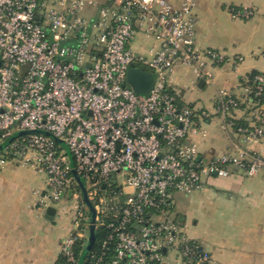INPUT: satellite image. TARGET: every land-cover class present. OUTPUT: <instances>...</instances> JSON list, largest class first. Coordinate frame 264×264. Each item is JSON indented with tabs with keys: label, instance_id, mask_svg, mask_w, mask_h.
<instances>
[{
	"label": "built area",
	"instance_id": "built-area-1",
	"mask_svg": "<svg viewBox=\"0 0 264 264\" xmlns=\"http://www.w3.org/2000/svg\"><path fill=\"white\" fill-rule=\"evenodd\" d=\"M196 6V0L178 7L168 0H0V145L11 140L0 166L46 176V190L33 193L35 206L71 217L65 264H77L76 242L86 240V249L92 223L73 171L86 182L95 232H107L93 264H105L110 243L109 264H210L177 221L176 199L236 171L264 173V156L242 148L205 161L195 136L203 133L198 121L212 115L184 104L172 88L179 67L211 83V66L226 61L222 52L197 47ZM138 34L158 47L136 53ZM132 68L154 76L149 94L127 84ZM256 80L255 90L241 84L247 99L262 94L264 77ZM216 102L224 128L234 131L239 99L221 90ZM263 115L237 133L264 139Z\"/></svg>",
	"mask_w": 264,
	"mask_h": 264
},
{
	"label": "crops",
	"instance_id": "crops-1",
	"mask_svg": "<svg viewBox=\"0 0 264 264\" xmlns=\"http://www.w3.org/2000/svg\"><path fill=\"white\" fill-rule=\"evenodd\" d=\"M178 7L180 0H168ZM196 45L224 53L226 61L211 66L213 80L198 79L189 67H179L171 85L184 104L212 116L198 121L203 133L195 136L201 157L209 162L242 148L264 156V139L249 141L224 128L216 114L217 94L232 92L241 105L233 111L237 121L254 126L264 105L257 107L241 89L251 73L264 74V0H196ZM251 12L249 17L242 16ZM153 38L138 34L132 48L146 54L157 48ZM203 82V83H202ZM261 125L264 127V115ZM46 176L14 163L0 166V264H58L64 240L72 231L69 215L35 206V191L46 190ZM184 197V196H182ZM188 198V197H185ZM190 204L174 211L189 239L211 257L210 264H264V173L248 177L236 171L228 178L211 179L192 196Z\"/></svg>",
	"mask_w": 264,
	"mask_h": 264
},
{
	"label": "trees",
	"instance_id": "trees-1",
	"mask_svg": "<svg viewBox=\"0 0 264 264\" xmlns=\"http://www.w3.org/2000/svg\"><path fill=\"white\" fill-rule=\"evenodd\" d=\"M262 76L264 77V74L259 73V72H253L251 73L245 80L242 81V85L246 86V87H252L253 90H255L257 88V86H259L258 82H257V77ZM248 100H252L253 103L257 104V107L264 105V86H263V91L262 94L258 97L253 96L250 97ZM242 106L240 101H239V105L238 107ZM235 129L234 131L237 132L238 128H243V129H252L249 124L246 121H237L235 120ZM177 221L180 222V218L177 215ZM107 237V232L105 229L103 228H99L97 229V231L95 232V242L94 245L90 251L89 254L85 255V244H86V240H78L76 242L75 245V256L77 258V264H79L80 259L83 257L84 258V262L83 264H93V262L95 261V257L97 255H100L102 252V244L105 241ZM105 252V256H104V263L105 264H109V262L112 260V258L114 257V244L110 243V245H108L106 247ZM203 251L199 248L197 249V253L200 254ZM58 264H65V259L64 257L61 255L59 260H58Z\"/></svg>",
	"mask_w": 264,
	"mask_h": 264
},
{
	"label": "water",
	"instance_id": "water-1",
	"mask_svg": "<svg viewBox=\"0 0 264 264\" xmlns=\"http://www.w3.org/2000/svg\"><path fill=\"white\" fill-rule=\"evenodd\" d=\"M153 82H154V76L148 72L132 68L130 69L128 76H127V84L137 93L140 95H147L150 93L153 87ZM203 83V82H202ZM56 139V138H54ZM59 143H62L58 139H56ZM11 142L8 141L7 143L3 144L0 146V150H3L9 143ZM64 145V144H63ZM68 150V149H67ZM74 177L78 183V185L81 188L84 200L86 201L87 205L90 208L91 214H92V223L90 226V234H89V239H88V244L85 249V255L89 254L94 242H95V218H96V212L95 209L93 208L92 204L90 203L88 197H87V192L86 188L83 185V180L79 177L76 171H73ZM56 210L54 208H49L47 209V218L49 220H53L55 217ZM84 258L82 257L79 261V264H83Z\"/></svg>",
	"mask_w": 264,
	"mask_h": 264
},
{
	"label": "rangeland",
	"instance_id": "rangeland-1",
	"mask_svg": "<svg viewBox=\"0 0 264 264\" xmlns=\"http://www.w3.org/2000/svg\"><path fill=\"white\" fill-rule=\"evenodd\" d=\"M1 146V145H0ZM1 151V150H0ZM83 185H84V187H86V182H83ZM79 188H80V186H79ZM80 190H81V188H80ZM193 196V195H192ZM192 196H190V197H188V198H185V197H182V196H179V198H178V200H179V202H180V204H179V208L181 207V206H183V207H186V206H188L189 204H190V200L189 199H192ZM88 234V236H89V234H90V232H88L87 233ZM86 234V235H87ZM87 236V239H89V237ZM88 242V241H87Z\"/></svg>",
	"mask_w": 264,
	"mask_h": 264
}]
</instances>
